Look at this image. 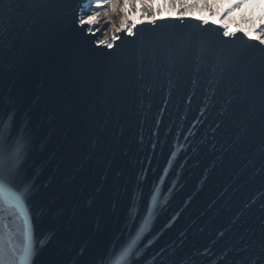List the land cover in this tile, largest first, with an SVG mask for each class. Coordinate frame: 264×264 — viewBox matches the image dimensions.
Instances as JSON below:
<instances>
[{"label":"water","instance_id":"1","mask_svg":"<svg viewBox=\"0 0 264 264\" xmlns=\"http://www.w3.org/2000/svg\"><path fill=\"white\" fill-rule=\"evenodd\" d=\"M85 2L52 0L38 18L22 24L11 53L0 56V103L7 108L11 99L18 123L27 119L34 137L25 171L26 178H35L29 201L35 234L41 239L55 233L34 264H89L91 255L127 240L147 214L145 204L134 205L133 197L137 191L146 195L164 167L168 175L144 243L152 240L155 251L181 243L195 250L213 242L222 249L235 239L230 222L238 213L244 212L241 220L257 215L259 200L252 208L246 205L259 196L264 176L252 166L258 168V161L249 163L232 145L231 113L220 114L227 85L220 86L214 106L197 122L208 76L201 72L193 84L194 54L203 46L233 58L240 71L258 73L264 46L243 32L224 37L216 23L166 17L155 25L137 24L135 36L117 33L121 39L107 49L96 44L100 31L92 36L75 22ZM159 41L182 45L184 64L181 75L173 73L172 85L166 69L159 70L149 91L144 85L152 83L150 70L142 69L144 79H138L137 56ZM166 55L159 52L157 63L163 64ZM117 73L120 119L110 125L112 150L101 158L90 148L83 116L103 107L100 100ZM216 123L222 127L213 132ZM189 129L195 134L189 136Z\"/></svg>","mask_w":264,"mask_h":264},{"label":"snow or ice","instance_id":"2","mask_svg":"<svg viewBox=\"0 0 264 264\" xmlns=\"http://www.w3.org/2000/svg\"><path fill=\"white\" fill-rule=\"evenodd\" d=\"M52 0H0V56L7 57L19 36L23 23L38 18ZM165 3L176 9L178 19H199L204 25L209 24V18L197 15L195 9L209 10L215 8L216 0H165ZM3 5H8L3 7ZM259 7V22L248 13ZM240 10L238 23H250L251 28L231 27L213 19L211 23H220L224 37H236L237 32H243L244 37L259 42L264 46V0H232L223 12L224 17ZM137 11L142 19L130 15ZM161 11L157 0H86L76 14V24L92 36L100 31L102 18H106L110 25L109 31L103 32V39H97L98 46L107 49L116 47L121 39L117 33H126L135 36L133 31L137 24L145 21L155 25L157 14ZM120 14L119 24L113 22V16ZM215 15V13H213ZM166 18V17H161ZM86 26V27H85ZM166 51L164 63H157V54ZM184 47H173L170 43L159 41L147 51L142 47L137 56L138 67L141 69L139 80L144 79L142 69L150 70L152 83H146L149 91L156 82L159 70L166 69L169 85H172V75H181L183 68ZM195 73L193 84L197 83L201 72L208 76V87L205 89L206 103L200 108L197 122L214 106L217 91L221 85H227L228 96L221 110V115L231 113V127L234 129L232 145L241 150L249 163L253 160L259 162L257 174L264 176V65L257 73L254 70L240 71L235 60L222 53H212L200 46L195 54ZM121 94L118 73L113 77L112 87L105 92L100 104L101 109H94L85 113L83 121L91 131L90 148L99 150L102 158L104 153L111 152L115 137L110 134V125L118 123L121 105L117 99ZM195 95V92H193ZM192 97H189L191 103ZM8 107L0 103V264H34L39 251L47 246L55 233L51 232L38 239L35 234L34 217L31 211L30 197L35 190V178H26V166L34 148V137L29 130V121L24 119L18 123L17 108L9 99ZM159 126V120L156 121ZM193 128L197 127L193 124ZM222 127L216 123L213 132ZM195 133L189 129L188 135ZM179 139V137H177ZM185 140L188 137H184ZM173 157L176 152H172ZM167 164L171 166L172 160ZM163 176L159 182L145 195L139 191L133 197V204L144 203L146 216L142 217L138 229L129 233L128 239L121 241L110 249L90 256L89 264H264V185L259 196L250 199L247 208H252L260 201L257 215L250 220H241L244 212H240L231 220L234 226L235 239L231 240L222 249H217L215 243L201 249H189L183 243L173 244L158 251L153 250V241L144 243L147 233L157 214L158 199L161 196L164 177L168 175V167L163 168ZM170 191V190H169ZM220 238L225 232L218 233ZM81 249L78 256H84ZM70 264H77L73 260Z\"/></svg>","mask_w":264,"mask_h":264},{"label":"rangeland","instance_id":"3","mask_svg":"<svg viewBox=\"0 0 264 264\" xmlns=\"http://www.w3.org/2000/svg\"><path fill=\"white\" fill-rule=\"evenodd\" d=\"M226 0H216V6H215V9L218 10L220 8V6L225 2ZM172 8V7H170ZM195 12H202L204 13L205 10L201 11L200 9H195L194 10ZM248 13L250 15H253L255 17V22L258 23L259 20V15H260V9L259 7H257L254 11L252 9H248L247 10ZM130 15H133V16H136L138 18H141L142 19V16L139 12L137 11H134L132 12ZM240 18V10H237L235 13H231L228 17H226V20L228 22H237V20ZM119 19H120V14H117L115 16H113L112 20L114 23H116L117 25L119 24ZM243 24H247L249 26H252V24L250 23H243ZM96 27H99L100 28V32H101V39H103V32L105 30H108L109 31V35H111V31H110V25L107 23L106 21V18H102L101 21H100V24H98Z\"/></svg>","mask_w":264,"mask_h":264}]
</instances>
